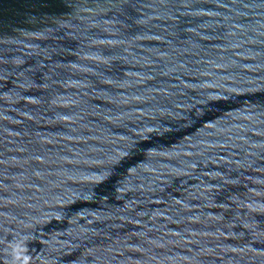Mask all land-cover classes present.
Segmentation results:
<instances>
[{"label":"water","instance_id":"water-1","mask_svg":"<svg viewBox=\"0 0 264 264\" xmlns=\"http://www.w3.org/2000/svg\"><path fill=\"white\" fill-rule=\"evenodd\" d=\"M0 264H264V0H0Z\"/></svg>","mask_w":264,"mask_h":264}]
</instances>
